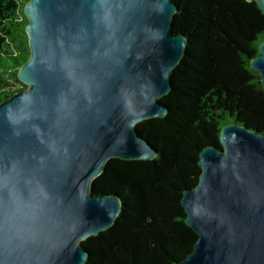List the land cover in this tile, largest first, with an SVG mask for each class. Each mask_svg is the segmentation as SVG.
<instances>
[{"label":"water","instance_id":"95a60500","mask_svg":"<svg viewBox=\"0 0 264 264\" xmlns=\"http://www.w3.org/2000/svg\"><path fill=\"white\" fill-rule=\"evenodd\" d=\"M264 14V0H254ZM171 0H29L24 89L0 101V264H84L81 242L111 227L120 199L93 192L112 159L152 161L138 133L163 118L160 99L186 40ZM264 88V41L250 61ZM198 154L183 191L196 235L174 264H264V134L236 124Z\"/></svg>","mask_w":264,"mask_h":264},{"label":"trees","instance_id":"16d2710c","mask_svg":"<svg viewBox=\"0 0 264 264\" xmlns=\"http://www.w3.org/2000/svg\"><path fill=\"white\" fill-rule=\"evenodd\" d=\"M0 0V101L24 89L17 72L28 59L23 6ZM172 33L186 40L171 75V92L159 101L163 118L139 123L156 151L152 161L110 160L93 180V192L121 201L115 223L81 242L84 264H174L192 251L196 235L185 224L183 191L198 182L199 152L220 148L223 126L264 134V88L250 61L264 41V14L254 0H171Z\"/></svg>","mask_w":264,"mask_h":264}]
</instances>
